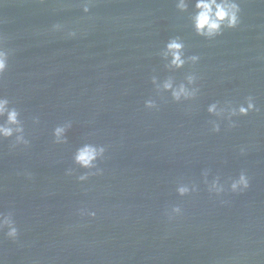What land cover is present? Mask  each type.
<instances>
[{"label": "water", "instance_id": "1", "mask_svg": "<svg viewBox=\"0 0 264 264\" xmlns=\"http://www.w3.org/2000/svg\"><path fill=\"white\" fill-rule=\"evenodd\" d=\"M0 0V39L9 69L0 94L20 110L30 146L0 142V212L19 229L0 233L4 264H264V0H240L241 23L209 41L174 0ZM65 26L52 32L53 24ZM76 30V38L65 33ZM179 36L196 65L168 71L160 56ZM198 76L194 101L177 104L151 83ZM255 97L261 111L209 131L214 101ZM157 100L159 110L144 101ZM39 117L33 125L32 118ZM72 122L68 143L53 128ZM84 142L107 148L103 174L78 182ZM246 146V153L239 149ZM74 174L66 175L68 169ZM247 191L217 197L241 171ZM24 173H31L29 179ZM180 184L198 190L181 197ZM182 215L169 220L166 210ZM95 211V217L80 211Z\"/></svg>", "mask_w": 264, "mask_h": 264}, {"label": "clouds", "instance_id": "2", "mask_svg": "<svg viewBox=\"0 0 264 264\" xmlns=\"http://www.w3.org/2000/svg\"><path fill=\"white\" fill-rule=\"evenodd\" d=\"M176 9L181 12H189V20L194 33L205 40H215L223 35L226 30H232L239 27L241 23V6L240 0H174ZM92 0H82L80 4L85 14L89 13ZM65 26L60 23L53 24L52 32H63ZM78 35L76 30H68L65 33L66 38H76ZM162 60L165 62V68L168 71H178L184 69L185 65H196L200 61V56L186 55L185 43L179 37L175 36L164 44L160 52ZM9 69V55L5 50L3 39H0V78ZM198 76L194 72L185 74L183 80L176 83L173 77L169 76L162 82H158V78L153 75L151 83L154 85L157 93L163 91L170 95L173 102L181 104L184 102L194 101L200 93V88L197 85ZM144 107L147 110H159L157 100L148 98L144 101ZM209 116L214 117L208 121L209 131L211 133H220L221 124L226 123L228 129L237 127L238 118L246 117L250 113H259L260 107L257 106L255 97L248 95L240 103H233L231 100L214 101L208 104L206 108ZM33 125L39 124V117L32 118ZM72 128V122L65 121L62 124L56 125L52 130L53 143L63 145L68 143L67 133ZM10 140V150H15L19 146L27 148L30 146V139L25 130V122L21 119L20 110L6 96L0 94V142ZM106 146L84 142L78 146L72 156L73 163L80 169L85 171L76 178L78 182H86L91 176L103 174V169L99 167V163L103 161ZM246 146H241L239 152L241 155L246 153ZM72 169L66 171V175H73ZM29 179L31 173H24ZM203 183L207 186L209 194H214L219 197L226 191L240 194L247 191L250 187V177L246 171H241L236 178L222 184L219 178H214L211 182L208 181L207 171L202 173ZM198 190V186L180 184L176 187V192L179 196L184 197ZM169 220L182 215V208L179 205L172 206L165 213ZM81 216L95 217V211H80ZM0 233L13 241L17 242L19 238V229L15 220L10 214L0 212ZM0 264H4L0 260Z\"/></svg>", "mask_w": 264, "mask_h": 264}]
</instances>
